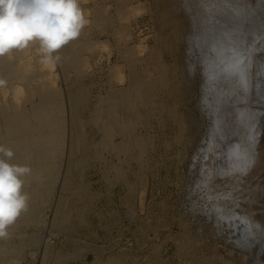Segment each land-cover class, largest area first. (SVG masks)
<instances>
[{
    "label": "rangeland",
    "instance_id": "1",
    "mask_svg": "<svg viewBox=\"0 0 264 264\" xmlns=\"http://www.w3.org/2000/svg\"><path fill=\"white\" fill-rule=\"evenodd\" d=\"M91 1L78 0L87 23L75 45L69 42L50 57L57 83L62 85L60 93L64 105L63 146L56 160L54 184L49 195L46 194L42 200L35 198L30 202L28 199L27 210L6 228L7 235L0 237V264H252L257 258L253 237L247 242L244 231L239 230L241 222L238 228H234V220L239 221V217H221L215 210L218 206L221 212L225 210V214L236 213V209L237 213L243 212L241 203L229 199V186L214 189L202 181L207 172L203 149L214 119L209 107L212 97L205 93L202 78V60L208 54L202 53L197 47L200 45H196L197 50L192 51V56L188 54V49L185 51L188 40L183 36L174 38L176 23H164L162 20V9L167 10L169 6L171 9L174 5L177 9L172 8L171 12L178 10L177 14L184 15L191 0ZM33 42L28 45L29 49L32 48V61H40V43ZM79 43L82 47L78 55L80 63L71 65L68 58L63 59L64 51L77 49ZM157 49L162 53L156 52ZM186 56L197 66L193 65L192 70L197 69V72L193 70L192 76L185 72ZM160 58L166 65L169 63L168 68L174 67L175 78L169 85H173L175 91L171 86L168 92L159 91L156 103L160 101L164 108L154 109L155 112L143 116L142 122L135 126V135L145 139V143L149 141L143 159L127 156L113 150L114 147L86 145L83 153L75 150L74 146L79 141L77 118L94 116L102 99L109 96L112 85L117 81L116 71L124 75L116 85L128 88L131 79L129 59L136 69L142 70L151 68ZM9 76V82L4 85V77L0 75V87L3 86L0 89L6 95L12 93L13 85L18 82ZM188 77H193L190 78L191 83ZM179 82L186 88L191 84L190 91L185 87L183 91L180 86L182 91L178 92ZM75 105L78 106L76 109ZM170 112L186 118V127L179 139L178 128L170 118ZM120 140V136L114 137L113 144Z\"/></svg>",
    "mask_w": 264,
    "mask_h": 264
},
{
    "label": "bare ground",
    "instance_id": "2",
    "mask_svg": "<svg viewBox=\"0 0 264 264\" xmlns=\"http://www.w3.org/2000/svg\"><path fill=\"white\" fill-rule=\"evenodd\" d=\"M154 1L158 2L159 0ZM158 4L156 5L159 6ZM188 4L185 7L184 15L183 13L177 14L178 10L171 12L174 5L171 6V9L167 5L168 9L166 10L165 7V10L161 11L164 13L162 16L164 23H176L175 31L173 30L176 32L174 38L183 36L185 40H188L187 43L185 42V51L188 49V54L190 53L192 56L194 54L192 51L197 50V47L201 48L202 53L208 54L207 56L203 54L205 57L202 60L204 71L202 78L205 93L212 97H210L212 101L209 107L214 119L209 128L208 141L203 149L204 168L207 172L202 181L209 186H214V189L230 187L231 191L227 196L230 197V200H238L244 211L237 213L236 209V213L225 214V210L221 212L216 204V214L221 217L225 215H228L226 217L229 218L239 217V221L234 220V228H238L237 226L241 222L239 230L244 231L243 236L246 237V240L252 236V242L256 244L257 258L256 261L252 260L254 261L252 264H264V0H191ZM94 14L96 13L94 12ZM170 39L172 41V36ZM75 41L76 39L70 42L74 44ZM80 45L79 43L78 46ZM196 45L200 46L196 47ZM80 48L82 47L77 49L75 47L68 52L65 49L63 59L67 60L68 58L71 65L77 66L80 63L78 57ZM173 48L175 50V47ZM31 49L29 47L13 49L8 54L0 56V75L4 77L2 84L5 85L9 82V75L18 81L13 85L11 94L6 95L5 91L0 89V146L10 149L13 153L11 158L0 153V158L6 159L9 164L29 168V172L22 177L24 181L22 192L30 197H28L30 202L35 198L42 200L46 194L49 195L55 181L56 160L61 155L64 138L62 123L64 105L60 93L62 85L59 86L57 83L52 58L42 52V59L33 62ZM159 51L160 49H157L156 52L159 53ZM197 52L200 57V50ZM190 59H186L187 64L184 59L186 65L182 63L186 67L182 69H186L187 76L197 72V69L194 68L193 70L196 71L193 72L192 67L195 65ZM165 60L167 61V59ZM167 65L160 58L151 68L141 70L136 69L134 62L129 59L128 67L131 79L128 77L130 79L128 88L116 85L117 81L122 80V76H124L123 73L121 75L116 71L115 79L117 81L112 85L109 96L102 99L94 116L86 119L77 118L79 141L74 146L75 150L83 153L86 150V145L96 148L110 147L113 149L114 147L113 150L142 160L145 151H148L146 147H149L147 145L149 141L147 140L145 143V139L142 140L135 135V126L143 116L152 113V111L155 112L154 109L162 110L164 108L163 104L159 103L160 101L156 103L159 91L165 93L170 90L169 86L175 91L173 85H169L175 78L174 65H171L173 69L168 68ZM199 66L201 67L200 64ZM190 78L188 77L189 82ZM184 84L177 86L178 92L184 91L186 88V84ZM180 86H182V90H180ZM190 86L186 89L189 90ZM188 90L185 91L188 92ZM175 100L178 101V99ZM76 107L78 106L75 105V109ZM175 112H170L169 116L174 119L178 128V138L184 133L186 118L182 117L183 115L177 116ZM116 136H120L121 140L115 145L113 140ZM209 186L208 188H210ZM236 206L240 208L238 203ZM246 249L248 250V247Z\"/></svg>",
    "mask_w": 264,
    "mask_h": 264
},
{
    "label": "clouds",
    "instance_id": "3",
    "mask_svg": "<svg viewBox=\"0 0 264 264\" xmlns=\"http://www.w3.org/2000/svg\"><path fill=\"white\" fill-rule=\"evenodd\" d=\"M86 23L78 0H0V56L39 41L41 51L50 58L76 39ZM0 153L8 158L13 155L3 146ZM28 172L27 166L0 158V237L6 236V228L27 210L22 177Z\"/></svg>",
    "mask_w": 264,
    "mask_h": 264
}]
</instances>
